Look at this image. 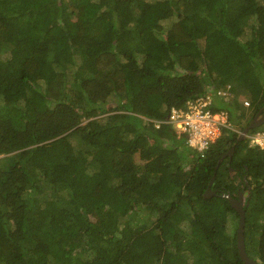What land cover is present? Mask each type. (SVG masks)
<instances>
[{
    "label": "trees",
    "instance_id": "obj_1",
    "mask_svg": "<svg viewBox=\"0 0 264 264\" xmlns=\"http://www.w3.org/2000/svg\"><path fill=\"white\" fill-rule=\"evenodd\" d=\"M226 85L212 110L243 130L264 0H0V264H244L239 191L264 264V148L222 128L199 153L164 122Z\"/></svg>",
    "mask_w": 264,
    "mask_h": 264
},
{
    "label": "built area",
    "instance_id": "obj_2",
    "mask_svg": "<svg viewBox=\"0 0 264 264\" xmlns=\"http://www.w3.org/2000/svg\"><path fill=\"white\" fill-rule=\"evenodd\" d=\"M218 91L217 95H225ZM212 95L198 97L187 101L184 108H172L164 120L172 124L177 133H185L187 144L203 152L220 135L222 128L234 130L227 119L225 111L212 110ZM247 104V102H245ZM158 126L162 121H155ZM249 145L264 148V128L248 135Z\"/></svg>",
    "mask_w": 264,
    "mask_h": 264
},
{
    "label": "water",
    "instance_id": "obj_3",
    "mask_svg": "<svg viewBox=\"0 0 264 264\" xmlns=\"http://www.w3.org/2000/svg\"><path fill=\"white\" fill-rule=\"evenodd\" d=\"M264 111V107H263ZM257 113L253 119H251L248 124L243 128L241 133L238 134L237 136V141L244 139L246 133L248 132L249 129L260 126L261 124H264V113L260 114ZM259 115V117H258ZM233 149L234 147H231L230 150H228L226 153L223 154L220 160H222L226 155L231 158L233 154ZM215 174L212 175L211 180L209 182V185L206 188V191L204 192V197L209 198L211 195L215 194V190H212L210 188L213 180H214ZM228 201L230 206L237 211L239 215L238 219V224H237V229H236V246H237V251L238 254L243 261L244 264H259L256 260L251 258L250 256L247 255L245 251V246H244V222H245V215H244V207H243V193L239 191L237 197H232L228 194H223ZM247 204V203H246Z\"/></svg>",
    "mask_w": 264,
    "mask_h": 264
},
{
    "label": "clouds",
    "instance_id": "obj_4",
    "mask_svg": "<svg viewBox=\"0 0 264 264\" xmlns=\"http://www.w3.org/2000/svg\"><path fill=\"white\" fill-rule=\"evenodd\" d=\"M222 90H224L226 93H225V95H222V96H226L227 94H230V90H231V87H230V85H226V86H224V87H222V88H219L217 91H216V93L214 94V95H212V97L215 99V98H217L218 96H217V92L218 91H222ZM219 95H221V94H219ZM241 100V99H240ZM241 102H242V104H243V106H245V107H249V104H250V101L247 99V98H243L242 100H241ZM245 102H247V104L245 103ZM174 108V107H173ZM180 109H182V108H184V107H179ZM175 109V108H174ZM224 111V110H223ZM215 112H217V111H215ZM226 113H227V119H228V122L230 123V125L234 128V130L236 131L237 130V127H235L234 126V124H232L231 122H230V120H229V117H228V112L227 111H225ZM262 113H264V111H263V109H262V112H260V114H262ZM169 114V113H168ZM259 114V115H260ZM259 115H258V117H259ZM166 119V118H165ZM155 122V121H154ZM155 124H156V122H155ZM172 125V124H171ZM263 124H261L260 126H257V128H259V129H261ZM173 127V126H172ZM174 128V127H173ZM255 128V127H254ZM264 128V127H263ZM237 131H239L238 132V134L239 133H241V131L242 130H237ZM257 131V130H256ZM255 132V131H254ZM248 135H250V134H248V132L246 133V135H245V137L244 138H246V137H248ZM219 137V136H218ZM186 139V138H185ZM217 139V138H216ZM215 139V140H216ZM186 142V145H188L187 144V141H185ZM213 143V142H212ZM189 147H191L190 145H188ZM209 147H210V145H209ZM208 147V148H209ZM191 148H193V147H191ZM207 148V149H208ZM194 149H196V148H194ZM207 149H205L204 151H207ZM197 150V149H196ZM198 151V150H197ZM203 151V152H204ZM199 153H202V152H200V151H198Z\"/></svg>",
    "mask_w": 264,
    "mask_h": 264
},
{
    "label": "rangeland",
    "instance_id": "obj_5",
    "mask_svg": "<svg viewBox=\"0 0 264 264\" xmlns=\"http://www.w3.org/2000/svg\"><path fill=\"white\" fill-rule=\"evenodd\" d=\"M240 99L242 100L243 98H240ZM261 127L263 128L264 127V124ZM136 160L138 161L137 156H136Z\"/></svg>",
    "mask_w": 264,
    "mask_h": 264
}]
</instances>
